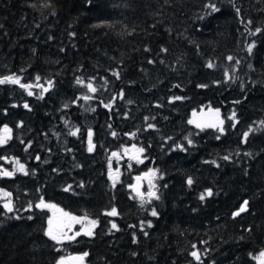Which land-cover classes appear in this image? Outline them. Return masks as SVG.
<instances>
[{
	"label": "trees",
	"instance_id": "1",
	"mask_svg": "<svg viewBox=\"0 0 264 264\" xmlns=\"http://www.w3.org/2000/svg\"><path fill=\"white\" fill-rule=\"evenodd\" d=\"M8 76L30 87L0 84V130L11 128L0 173L13 158L24 164L0 175L13 205L8 212L0 195V264L84 253L85 264H258L264 0H0V79ZM203 105L220 109L223 132L189 123ZM132 143L145 159H124L114 180L111 154ZM148 169L150 199L132 187ZM41 198L96 220L92 235L51 240Z\"/></svg>",
	"mask_w": 264,
	"mask_h": 264
},
{
	"label": "rangeland",
	"instance_id": "2",
	"mask_svg": "<svg viewBox=\"0 0 264 264\" xmlns=\"http://www.w3.org/2000/svg\"><path fill=\"white\" fill-rule=\"evenodd\" d=\"M89 84H91L92 87L94 88L93 83L90 82ZM217 109L219 108H216L212 105H203V106L197 107L192 111L190 119L191 121H194L193 123H195L196 125L200 124L201 127H206L209 124H217L218 119L224 121V118L222 116L220 109H219V118H217V115H216ZM260 125L264 127V124L261 123ZM218 126L223 127V124L222 125L218 124ZM4 128L5 126L0 130V137L5 135ZM7 128L10 129V132L7 133V136L10 137L11 128L9 126H7ZM141 148L142 147L140 145L136 143H132V144L122 147L119 150H114L112 152L111 154L112 155L111 177L114 180H118L122 173L121 167L123 164L122 161L124 159H127L128 162H135V161L141 162L145 159L144 151L143 152L137 151V149H141ZM114 153L116 155H113ZM13 164H14L13 165L14 167L9 172L19 170V166L21 164L24 165L22 162H20L16 158H13ZM152 172L153 170L151 169L141 170L139 173H136L134 176L132 187L136 191V193L139 194L140 197L150 199L152 197L149 195L150 192H154L156 194L155 174L152 175L151 174ZM4 193H10V192L6 190L5 188L0 187V195L4 198V202L8 203L10 200L12 204L11 195L6 197ZM64 213H68V212H64ZM70 216L77 217L79 219V222L73 221L72 219H70V217H66L64 215L63 217H59L55 209H52L50 218L53 219L54 226H61L63 232L66 233L68 236L76 238L78 236L76 235V233H79V235L83 233L86 234L89 230H91V232L93 233L94 228L97 225L96 220H95L96 224L92 225L90 224V221H93V219L88 216H81V217L74 216V215H70ZM58 218L60 219L57 220ZM62 240H65V239H62ZM261 252H264V250ZM261 252H259L256 255L258 264H260L259 257H260ZM61 260L64 261V264H85L84 260H79L75 258L71 259V255L62 256L60 258V261Z\"/></svg>",
	"mask_w": 264,
	"mask_h": 264
},
{
	"label": "snow or ice",
	"instance_id": "3",
	"mask_svg": "<svg viewBox=\"0 0 264 264\" xmlns=\"http://www.w3.org/2000/svg\"><path fill=\"white\" fill-rule=\"evenodd\" d=\"M208 7H210L212 11H219V9L216 8L215 4H209ZM237 12L239 13V9H237ZM260 31H261L260 28L255 29V32L256 33L260 32ZM251 34H255V33H251L250 32V35ZM253 46L254 45H251V44L248 45V51H249V53H251ZM232 59H233V57H231V56L228 57V60L229 61H231ZM236 63L238 64L239 63V60H237ZM207 66L209 68H212L213 67V64L212 63H209ZM225 75H227V73ZM36 79L39 80L40 77L37 76ZM4 83L20 84V80H19V78H15V77H12V76H8V77H4L3 79H0V84H4ZM77 83H81V81L80 80H77ZM49 84L51 85V81H49ZM20 86L22 88L30 87L29 85H26V84H20ZM201 87H206V85H201ZM88 88L92 92H95L96 91V89L93 88L91 84L88 85ZM47 90L48 89H44V91H47ZM29 95H32V93L29 92ZM84 99H89V97H84ZM175 99H181V97H176ZM24 107L27 108L28 105L25 104ZM106 107H107V105H106ZM216 115H217V118H219V109L216 110ZM235 115H236L235 112H233L232 113V116L229 117V119H234L235 118ZM193 122L194 121H189V123H193ZM223 123H224L223 120H219L218 119L217 124H209L207 126L208 127H217L218 124L219 125H222ZM261 123L264 124V121H262ZM149 127H153V126L152 125H149ZM197 127H201V125L200 124H197ZM219 130L221 132H223V128L222 127ZM9 132H10V129H8L7 126H5V128H4L5 135L2 136V137H0V144H3V143L6 142V140L9 138L7 136V133H9ZM73 134H75V133H73ZM88 135H89V137H91V132H89ZM113 135H115V133H113ZM244 136H245V138H247L248 133L245 132L244 133ZM217 139H219V137H217ZM89 143L91 144V141H89ZM189 144H191V141L190 140H189ZM89 151H92V147L91 146L89 147ZM137 151L138 152H143L144 149H142V148L141 149H137ZM113 155H116V154L114 153ZM37 159H39V157H37ZM224 159L227 160L228 157L226 156V157H224ZM19 171H24V165L21 164L19 166ZM25 174H27V173H25ZM151 174L154 175L155 173L152 172ZM0 175L11 176V175H13V173L12 172H8V171H3L2 173H0ZM188 184L189 185L192 184V180L190 178L188 179ZM67 190L68 189H65V191H67ZM4 195L7 197V196H10L11 194L10 193H4ZM149 195L150 196H155V193L154 192H150ZM205 195L211 196L212 195L211 190H208L205 194H201L200 199L203 200L205 198ZM247 203H248L247 201H244V205H242L240 207L239 211L236 212V213H234V215H239L241 212H244L246 210ZM30 207H31V205H30ZM35 207L36 208H40V209H43V208L54 209V208H56V205L45 203V201L43 200V198H41L40 199V202L38 204H36ZM4 208L7 209L8 212H12L13 211V207H12V204H11V201L10 200H9L8 203H5L4 204ZM60 211H62V210H60ZM107 214L108 215H111V216L117 215L116 209L113 208L112 211L109 212V213H107ZM151 214L153 216H157L158 215V213L155 210H153ZM63 215L66 216V217H70V219H72L73 221L79 222V219L77 217H72V216H70L69 213H63ZM17 218H19V217H17ZM31 218L32 217H29V219H31ZM90 224L95 225L96 224V221L95 220L90 221ZM112 227L113 228H116V225L113 223ZM149 227H151V223H149ZM45 234L51 240L56 241V242H60L62 239H67V240L74 239V237L68 236L66 233H64L61 226H54V223H53V219L52 218H49V220H48V228H47V231H46ZM86 234L87 235H92L91 230H89ZM76 235H79V233H76ZM145 235H147V233H145ZM191 255L193 257H195L197 260H200V256H199V254L197 252H192ZM83 256H87V253H84ZM83 256L78 257L77 259L83 260ZM259 259H260V264H264V252H261ZM59 264H64V261L61 260L59 262Z\"/></svg>",
	"mask_w": 264,
	"mask_h": 264
},
{
	"label": "water",
	"instance_id": "4",
	"mask_svg": "<svg viewBox=\"0 0 264 264\" xmlns=\"http://www.w3.org/2000/svg\"><path fill=\"white\" fill-rule=\"evenodd\" d=\"M244 201H247V200H244ZM242 205H244V202L242 203ZM242 205H241V206H242ZM54 209L57 211V214H58L59 217H63L64 210H63L62 208L56 206V208H54ZM239 209H240V208H238L237 210H235L234 213L238 212ZM246 209H247V206H246ZM60 210H62V211H60ZM81 256H83V255H78V254H76V255L71 256V259H72V258H73V259H74V258H78V257H81ZM83 259H84V256H83ZM79 260H80V259H79Z\"/></svg>",
	"mask_w": 264,
	"mask_h": 264
}]
</instances>
